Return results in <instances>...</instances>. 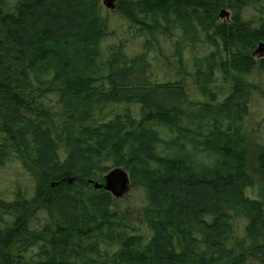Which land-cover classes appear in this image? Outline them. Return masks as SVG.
<instances>
[{"label": "trees", "instance_id": "1", "mask_svg": "<svg viewBox=\"0 0 264 264\" xmlns=\"http://www.w3.org/2000/svg\"><path fill=\"white\" fill-rule=\"evenodd\" d=\"M262 43L264 0H0V264H264Z\"/></svg>", "mask_w": 264, "mask_h": 264}, {"label": "rangeland", "instance_id": "2", "mask_svg": "<svg viewBox=\"0 0 264 264\" xmlns=\"http://www.w3.org/2000/svg\"><path fill=\"white\" fill-rule=\"evenodd\" d=\"M260 45H258L257 50ZM262 45L264 46V43H262ZM256 55L260 58H264V52H257ZM261 82L262 88H264V79ZM254 104L255 105L252 107L251 110V116L253 117L250 118L249 122H246V127H248V129L245 142V147L247 149L245 156L248 163V167L251 170H255L258 167L257 144H264V103L262 99H256ZM130 198V200L137 204L138 201L134 195H131Z\"/></svg>", "mask_w": 264, "mask_h": 264}, {"label": "water", "instance_id": "3", "mask_svg": "<svg viewBox=\"0 0 264 264\" xmlns=\"http://www.w3.org/2000/svg\"><path fill=\"white\" fill-rule=\"evenodd\" d=\"M103 4L108 9H114V0H103ZM224 14V13H223ZM223 16V15H222ZM264 46L261 44L256 53L264 52ZM103 185H95L97 189H105L112 197L121 199L130 190V176L128 172L122 168H114L104 176Z\"/></svg>", "mask_w": 264, "mask_h": 264}]
</instances>
